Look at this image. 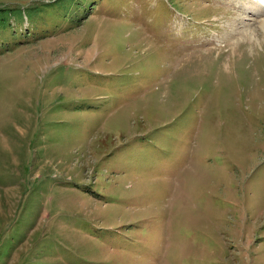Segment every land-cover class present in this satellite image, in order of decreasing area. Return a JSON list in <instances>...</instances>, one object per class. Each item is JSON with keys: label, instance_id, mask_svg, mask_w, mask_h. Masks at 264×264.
<instances>
[{"label": "rangeland", "instance_id": "obj_1", "mask_svg": "<svg viewBox=\"0 0 264 264\" xmlns=\"http://www.w3.org/2000/svg\"><path fill=\"white\" fill-rule=\"evenodd\" d=\"M263 1L0 0V264H264Z\"/></svg>", "mask_w": 264, "mask_h": 264}, {"label": "bare ground", "instance_id": "obj_2", "mask_svg": "<svg viewBox=\"0 0 264 264\" xmlns=\"http://www.w3.org/2000/svg\"><path fill=\"white\" fill-rule=\"evenodd\" d=\"M264 2V1H263ZM259 9V8H258ZM254 13V12H253ZM256 14V13H255ZM263 28H264V23H263ZM250 41V40H249ZM259 56V55H258Z\"/></svg>", "mask_w": 264, "mask_h": 264}]
</instances>
